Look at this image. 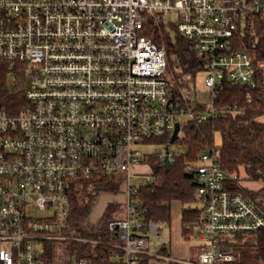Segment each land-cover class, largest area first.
Listing matches in <instances>:
<instances>
[{"label": "built area", "instance_id": "1", "mask_svg": "<svg viewBox=\"0 0 264 264\" xmlns=\"http://www.w3.org/2000/svg\"><path fill=\"white\" fill-rule=\"evenodd\" d=\"M250 14L264 16V0H0V71L24 96L16 114L0 105V264H91L65 250L71 240L100 243L71 230V208L93 192L91 180L115 174L124 209L107 224L108 243L122 264L231 263L234 237L264 230V207L243 192L242 172L222 167L215 144L188 167L203 204L196 260L164 252L170 239L135 206L131 178L147 164L137 146L172 136L177 122L181 130L179 117L219 119L224 81L254 86L253 58L234 45ZM148 23L161 37L172 27L204 56L208 102L189 76L176 84Z\"/></svg>", "mask_w": 264, "mask_h": 264}, {"label": "trees", "instance_id": "2", "mask_svg": "<svg viewBox=\"0 0 264 264\" xmlns=\"http://www.w3.org/2000/svg\"><path fill=\"white\" fill-rule=\"evenodd\" d=\"M146 30L147 35L155 41L164 43L168 69L174 73L176 84H183L184 75L195 81L198 72L204 68L205 58L194 43L176 30L174 35L164 31L161 37L153 23H148ZM234 45L246 50L253 58L254 86L224 81L223 88L217 91L213 100V105L222 113L219 119L201 124L191 121L182 124L179 133L182 131L183 135H179L175 143L185 146L186 150L174 153L168 164L161 153L146 154L144 162L152 167L153 181L140 185L133 194L135 206L143 212L144 220H152L163 228L166 226L169 231L173 203L178 202L181 206V235L187 241L204 221L202 207L198 205L202 201L196 197L198 177L188 167L215 144L217 135L221 137V144L216 147L222 167L232 173L242 172L247 180L259 182L261 186L257 190L245 187L243 192L257 199L264 207V16L250 14L243 28L235 35ZM7 76V69L3 68L0 71V105L16 114L23 105L24 96L21 88L14 89L8 85ZM170 140L171 136L166 135L151 142L166 146ZM122 179L121 174L96 177L88 183L93 192H84L82 202L73 203L69 220L71 230L100 242H66L65 250L77 259H87L91 264H122L120 259L115 258V250L108 243L115 237L107 230L108 222L122 210L118 205L108 203L99 223H91L88 219L97 196L101 192L118 193ZM233 187L239 191L237 183ZM234 238V260L230 264H264V230ZM57 244L61 243L51 244L50 249ZM169 248L164 252L170 254Z\"/></svg>", "mask_w": 264, "mask_h": 264}, {"label": "rangeland", "instance_id": "3", "mask_svg": "<svg viewBox=\"0 0 264 264\" xmlns=\"http://www.w3.org/2000/svg\"><path fill=\"white\" fill-rule=\"evenodd\" d=\"M171 29V33L172 35L175 34V29H173L172 27H170ZM204 77H205V73L204 72H199L197 74L195 83L191 84V87L193 89V91H198L199 92V96L205 100H209V97L207 95L208 93V88L205 86L204 83ZM179 120L181 121V124H184L186 121L185 117H179ZM180 136L183 135V132L181 131L179 133ZM221 144V137L220 135H217L215 137V145H220ZM142 152L146 153V154H154L157 152H161L162 154L165 153V145L160 144V143H146V144H142L137 146ZM171 152L176 153V152H184L186 150V147L179 144V143H172L171 147H170ZM198 164V162H197ZM151 166L149 164H142L139 166H136L133 168V173H140L144 176H136L133 175L131 178V183L132 185H142L145 184L147 182V179L145 178V176L150 174L151 171ZM242 185L246 186L249 189H253V190H257L260 186L259 183H255L252 182L250 180H247L246 178L243 177V183ZM108 203L114 204V205H118L117 207L121 210L124 209V197L122 196V194L120 193V191L118 193H113V192H101L98 196L97 199L94 203V206L92 208V211L88 217L89 222L97 224L99 223L102 214L106 208V205ZM198 205L200 207L203 206L202 203H198ZM172 234L170 233L169 229L165 226L164 227V231H163V235L165 237H168L169 239H171L172 242V246L169 248V252H170V256L173 258H177V259H181V260H196L197 259V254H198V250H199V245L201 244V242L199 241V236H200V232L198 229L195 230L194 235L192 236V238L187 241L185 240L183 237L181 238L180 233H181V214H180V206L179 204H175L173 205L172 208ZM171 236V237H170ZM153 250V249H152ZM167 262L164 263H160V264H166ZM179 264V263H178ZM226 264H230V263H226Z\"/></svg>", "mask_w": 264, "mask_h": 264}, {"label": "water", "instance_id": "4", "mask_svg": "<svg viewBox=\"0 0 264 264\" xmlns=\"http://www.w3.org/2000/svg\"><path fill=\"white\" fill-rule=\"evenodd\" d=\"M179 131H180V125L179 123L177 122L175 124V128H174V131H173V134L171 136V140L170 142L165 146V155H164V160L165 162L168 164L170 163V158H169V153H170V147H171V144L172 143H175L178 139V136H179Z\"/></svg>", "mask_w": 264, "mask_h": 264}, {"label": "crops", "instance_id": "5", "mask_svg": "<svg viewBox=\"0 0 264 264\" xmlns=\"http://www.w3.org/2000/svg\"><path fill=\"white\" fill-rule=\"evenodd\" d=\"M255 183H259V182H255ZM260 184V183H259ZM260 186H261V184H260ZM179 204L178 202H174L173 203V205H175V204ZM179 206H180V204H179ZM180 214H181V206H180ZM171 230H172V226H171ZM170 233L172 234V232L170 231ZM180 236H181V238H182V235H181V233H180ZM171 237V236H170ZM170 239H172V238H170ZM172 246V242H171V244H170V247ZM160 263H164V261H158V260H152L151 262H150V264H160ZM166 264H172V263H170V262H167ZM174 264H176V263H174Z\"/></svg>", "mask_w": 264, "mask_h": 264}]
</instances>
